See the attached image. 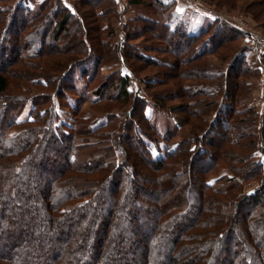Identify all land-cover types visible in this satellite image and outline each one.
I'll return each mask as SVG.
<instances>
[{"label":"trees","instance_id":"obj_1","mask_svg":"<svg viewBox=\"0 0 264 264\" xmlns=\"http://www.w3.org/2000/svg\"><path fill=\"white\" fill-rule=\"evenodd\" d=\"M92 1L96 3L88 18L104 21L108 16L103 31H94L101 48L107 45L125 64L126 46L113 42L117 1ZM144 1L128 4L140 7ZM14 2L11 13L16 25L22 23L21 33L29 24L35 28L27 38L29 56L50 58L55 50L47 44L48 36L58 39L71 19L85 32L82 50L90 51L86 44L95 38L87 36L77 8L73 12L62 0ZM154 2L150 7L157 5L165 13L158 20L138 21L166 43L153 50L167 55L164 66L172 67L177 79L172 85L159 79L144 81L147 89L165 88H154L150 101L133 89V63L128 73L112 69L105 75L103 71L111 69L103 55L92 51L89 58L66 67L54 59L42 63V74L31 81L42 91L32 99L15 94L9 67L0 65V99L9 100L0 104V264H264V163L256 159L264 152V103L262 110L248 105L251 79L262 78L264 91V53L252 55L251 49L243 48L230 58L226 55L221 59L230 61L225 71L212 65L192 67L207 55H219L240 37L219 39L213 34L220 22L216 16L196 28L176 14L174 0ZM49 16L53 24L46 29L43 19ZM159 23L160 29L152 28ZM6 36L0 28V41ZM74 44L72 40L73 54H82ZM4 48L1 64L14 66L25 56L24 49L13 46L8 53ZM146 59L148 67L159 64ZM49 66L60 74L52 83L46 76L50 72L44 70ZM95 84L97 95L92 97ZM111 90L115 101L132 104L125 114L104 107L96 118L78 109L88 101L102 103L101 95ZM63 95L67 105L61 102L57 111ZM172 101L178 102L176 107L167 106ZM27 104L31 114L22 120ZM141 105L142 114L137 108ZM64 109L74 112L72 120L62 117ZM160 112L170 119L173 113L181 116L163 132L156 120ZM186 125L192 129L189 138L160 155L161 141L176 138ZM96 145L98 152L90 153ZM96 153L101 155L97 160ZM47 164H53L48 173ZM139 172L149 175L138 181ZM250 182L258 187L245 193ZM233 227L240 240L236 243Z\"/></svg>","mask_w":264,"mask_h":264},{"label":"rangeland","instance_id":"obj_2","mask_svg":"<svg viewBox=\"0 0 264 264\" xmlns=\"http://www.w3.org/2000/svg\"><path fill=\"white\" fill-rule=\"evenodd\" d=\"M15 1V0H14ZM13 0L10 2H1L0 1V28L3 32L7 33V36L5 37L4 42L0 41V61L4 59V57L1 55L2 53V47L5 46L4 49H8V53H10V50L12 51V47L16 46V48H19L20 50L24 49V55L23 58H21L20 63H17L16 65H10V63L4 61L3 64L0 63V65H3L5 67H9V72L7 76L9 77L10 84L15 91V94L22 95V98L24 99H32L35 98V96L42 91L41 88L35 87L34 83L31 81L35 78H37L38 75H41L39 67L42 66V63H45L47 61L50 62L51 59H54L53 62L57 63V65L60 67L61 65L63 67H66L70 63L79 62L81 59H87L91 56V52L104 57L103 61L104 63H107L108 69L111 70H104L103 73L105 75H110L113 73L112 69H121L123 73H128L127 67L129 65H132L135 67L136 76L134 81L133 89L134 91L141 97L142 99L149 100V95H154L153 93L155 90L157 92L163 91L165 88L161 87H154L152 90L150 88H146V83L144 81H154V80H160V81H168L170 85L174 84L175 80L177 79L176 72L172 69V67H165V59H167V55H162V52H158L157 50H153L155 47L158 49V47H165L166 43L163 44V40L157 39L156 35L152 30L148 29L147 24H144L142 21H138L139 17L143 19L142 17H149L152 19L158 20L159 15L161 13H165L162 9L155 5L150 7V3H153L155 0H145L144 5L140 7H130L129 4L125 10L124 13H120L118 10V15L114 14L113 16V26L115 30V37L113 39L114 43H124L126 47L122 49L123 55L126 57L125 64H122L118 62V55L115 54V51L113 49H109L107 45L104 47L106 49L101 48V43L99 40H97V35L94 31L98 27H100V31L104 29L105 25H108L106 22L107 15L104 18V21H101V19L98 18H88V14L90 11H92V5L96 3V1L92 0H62V4L65 7L70 8L73 12H75V8H77L76 16L79 19L84 20L85 27L87 28V36L95 38V41L93 42H87L86 49L90 48V51H84L82 50L83 46H81V43L83 41V37L85 36V32L83 33L81 28L79 27V22H77L74 19H71L68 23L67 31L63 32L62 35L57 39L56 37L48 36L47 38V44L49 47L54 49V53L49 58L48 56H44L42 58H33L30 55V51H26L30 41L27 39L28 36L35 31V28H31L30 24L28 25V29L24 30L23 33H21L20 27L22 26V23L16 25V21L13 19L11 9L14 5ZM59 0H52V3L55 4L58 3ZM117 1V0H116ZM181 2L183 0H180ZM183 7L186 8V11L184 12V18L187 20L192 19L191 16H197L199 17H213L216 16L220 19L219 27L217 29L213 30V34H217V37L219 39L225 37H240L238 40H233V42L230 45H226L223 49L219 51V55H207L204 58L201 59L200 62H193L192 67L195 66H205V65H212L216 68V70L219 71H225L227 69L229 62V59L227 60H221L226 55H229V58L234 56L236 52L241 51L243 48L251 49L252 55L255 53L260 54L264 53V49L261 51H255L250 46L249 43L252 40V38H256V36H259L264 39V0H185ZM178 2V1H177ZM210 2H213L215 4H210ZM129 3V1H128ZM155 3V2H154ZM220 6L217 7L218 5ZM109 4L106 3L102 7L106 8ZM4 8V9H3ZM132 10V11H131ZM100 11V10H97ZM200 11L203 12H209L213 11V15H207L204 13H199ZM96 14L98 12H95ZM168 13V12H166ZM195 14V15H194ZM163 15V14H162ZM29 16L24 15V19H26ZM235 17V18H234ZM11 19V22H10ZM200 19V18H198ZM44 23L46 25V29H49L52 27L53 24V18L49 16V18H44ZM98 20V21H97ZM82 22V21H81ZM92 22V23H91ZM111 20L109 21L110 24ZM16 25V27H15ZM15 27V28H14ZM162 27L161 23H159L157 26L152 25L153 29H160ZM7 29V31H5ZM17 31V33H16ZM20 32V33H19ZM3 34V33H2ZM103 34L99 33V35ZM70 36V37H69ZM103 36V35H102ZM1 40V39H0ZM72 40L75 42L74 45L80 48L83 52L82 54L78 55L79 53H74L73 51L75 47L73 48V45H70ZM89 47V48H88ZM31 50V49H30ZM18 51V50H17ZM19 52V51H18ZM48 53V52H47ZM19 54V53H18ZM193 54V53H192ZM28 55V56H27ZM191 55V54H190ZM189 55V56H190ZM19 56V55H18ZM135 58L131 62V57ZM146 57H152L156 60L157 67H148V63L145 62L147 59ZM171 60H174V55H169ZM34 65L38 66V69L34 68ZM187 67V66H186ZM186 67H183L186 69ZM44 70L49 71L50 74L46 75L48 76V81H53L54 78H59L60 74H57L58 72H54V66L50 68L46 67ZM45 76V75H44ZM188 83V82H187ZM191 83V82H189ZM252 84V101L249 102L248 105L252 104L255 105L258 109H263V103H264V91H263V79L259 78H253L251 79ZM55 84H53L52 90L55 88ZM95 86L97 84L93 85L90 89V95L96 96L97 91L95 89ZM11 89V88H10ZM51 91V90H49ZM44 92H47L45 90ZM100 94V93H99ZM112 95H115V92L113 90L106 91L103 93L101 98L103 99V102L98 104H92L91 102L81 103L78 106V109L80 108L81 113H89L93 117L98 118L103 112L102 108H107L112 111H115L116 113L125 114L129 109H131V105L127 104L124 105L122 101H115L112 98ZM245 97L241 98L240 100H243ZM8 100V98L4 97V99H0V104L4 100ZM9 101V100H8ZM60 102L56 103V110L59 111L61 102L63 105H67V99L63 95L60 97ZM205 101L210 102V98H205ZM246 101V100H245ZM177 101L174 102H167L168 107H176ZM246 105V107L248 106ZM122 108V109H121ZM140 114L143 112L144 105L137 107ZM121 109V110H118ZM62 111V117L66 118L68 121L72 120L74 118V112L69 109H64ZM31 114V105L27 104L25 106V110L22 115V120L29 119V116ZM147 114L151 115V111L148 109ZM119 115V114H118ZM149 115V116H150ZM173 118H169V115L164 114L160 112L156 115L157 126L160 128H164V126L170 125L174 126L175 123V117L178 119L180 117V114H172ZM212 120V118H211ZM143 126V123H141ZM30 126V125H28ZM145 127V126H144ZM149 128V127H148ZM164 132V129H163ZM192 132V129L190 126L186 125L182 127L181 129H178V136L176 138L171 139L169 142H163L161 144V152L160 155H163L166 153V151L172 149L175 143L178 141H181V139H187L189 138L188 135ZM190 136V135H189ZM186 137V138H185ZM102 145V144H101ZM100 145L94 146L95 148L92 149V152H98ZM104 146L103 148H105ZM128 149V146H127ZM94 150V151H93ZM155 155L157 151L155 150ZM61 157H63V154H60ZM96 158L99 159L101 157L100 154L96 153ZM59 159V160H58ZM61 158H57L58 161H60ZM208 159V158H207ZM256 159L259 162L264 163V152H258L256 155ZM208 164H210V161L208 160ZM51 165L53 164H47L45 171L48 173L51 168ZM48 170V171H47ZM140 174V172H139ZM141 176L137 174L136 179L138 181L143 180L144 175H149L146 172L143 174H140ZM258 184L256 182H250L247 183L245 187V193H249L257 189ZM237 241L239 240L238 233L234 230L233 227V234H232Z\"/></svg>","mask_w":264,"mask_h":264},{"label":"crops","instance_id":"obj_3","mask_svg":"<svg viewBox=\"0 0 264 264\" xmlns=\"http://www.w3.org/2000/svg\"><path fill=\"white\" fill-rule=\"evenodd\" d=\"M174 1L176 2V7H175L176 14L179 15L181 18H184V12L186 11V8L183 7L182 5L186 1L185 0H183L182 2L180 0H174ZM199 13H204V14H207V15H213L210 12L200 11ZM197 15L198 14H196V16H191L192 19L188 20V21L192 22L191 25L196 27V28H198V26L201 24V22L204 21L206 18H213V17H199L200 15L199 16H197ZM198 18H200V19H198ZM185 20H187V19H185Z\"/></svg>","mask_w":264,"mask_h":264},{"label":"built area","instance_id":"obj_4","mask_svg":"<svg viewBox=\"0 0 264 264\" xmlns=\"http://www.w3.org/2000/svg\"><path fill=\"white\" fill-rule=\"evenodd\" d=\"M129 0H117V8L120 13H124ZM235 18V17H234ZM249 46L255 51H261L264 49V39L256 36V38H252L249 43Z\"/></svg>","mask_w":264,"mask_h":264}]
</instances>
